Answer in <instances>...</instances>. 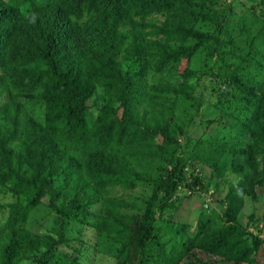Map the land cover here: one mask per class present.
Returning <instances> with one entry per match:
<instances>
[{"label": "trees", "instance_id": "obj_1", "mask_svg": "<svg viewBox=\"0 0 264 264\" xmlns=\"http://www.w3.org/2000/svg\"><path fill=\"white\" fill-rule=\"evenodd\" d=\"M247 12L0 0V264L257 262L264 0Z\"/></svg>", "mask_w": 264, "mask_h": 264}, {"label": "rangeland", "instance_id": "obj_2", "mask_svg": "<svg viewBox=\"0 0 264 264\" xmlns=\"http://www.w3.org/2000/svg\"><path fill=\"white\" fill-rule=\"evenodd\" d=\"M227 2H234L235 4V7L237 9V12L238 13H243L244 15H246L247 17H249V14L247 12V7L254 3V1H258V0H226ZM204 81V84L203 85H207V84H211L209 82V80L207 79H203ZM3 99H0V103L2 102ZM4 101V100H3ZM199 121V118H197L196 122ZM202 130V129H201ZM208 131H211V128H207ZM200 133V130L198 129L197 130V133ZM206 172H208V169H206ZM263 190L260 189L259 193L262 192ZM181 195V193H180ZM260 199L259 201L257 202H253L254 204V208H255V212L257 214V216H261L263 215L264 213V201H263V194H260ZM183 202H187L190 204V207L187 208L186 212L184 215L188 216V217H191L190 214L192 212V209L193 207H199L200 206V202L196 199V198H191L190 200L186 201L184 200ZM252 206H250L249 203H246L244 209H243V222L246 223L247 222V216L248 214L251 212L252 209ZM199 208H196V210H198ZM184 210L183 209V206L180 208V211ZM45 216V214H44ZM46 217V216H45ZM34 220L36 221V223L40 220V215L37 214L36 217L34 218ZM258 225L261 226V236L264 238V220L261 221L259 220L258 221ZM251 230L255 231V232H258V230L256 228H251ZM84 237L85 239L87 240V245L90 246L91 243H94V238H95V235H94V232L93 230H90V229H85L84 230ZM198 253L200 255H202V257L205 258V255L204 254H201L199 251ZM96 256V253L92 251V249L90 247H88V251H87V259H91V258H94ZM102 259L101 258H96L95 259V262L96 264H114V261L112 258H105L102 262ZM27 264V263H26ZM255 264H264V244H262L261 248L259 249L258 253H257V262Z\"/></svg>", "mask_w": 264, "mask_h": 264}]
</instances>
